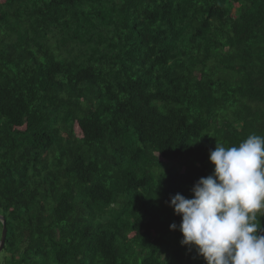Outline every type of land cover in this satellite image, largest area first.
I'll use <instances>...</instances> for the list:
<instances>
[{"label":"trees","instance_id":"16d2710c","mask_svg":"<svg viewBox=\"0 0 264 264\" xmlns=\"http://www.w3.org/2000/svg\"><path fill=\"white\" fill-rule=\"evenodd\" d=\"M250 134L264 0H0L3 264H205L170 200Z\"/></svg>","mask_w":264,"mask_h":264},{"label":"clouds","instance_id":"9594fccd","mask_svg":"<svg viewBox=\"0 0 264 264\" xmlns=\"http://www.w3.org/2000/svg\"><path fill=\"white\" fill-rule=\"evenodd\" d=\"M209 163L213 172L195 183L191 199L170 200L181 218V246L205 264H264V136L250 134L232 147L215 143Z\"/></svg>","mask_w":264,"mask_h":264},{"label":"water","instance_id":"95a60500","mask_svg":"<svg viewBox=\"0 0 264 264\" xmlns=\"http://www.w3.org/2000/svg\"><path fill=\"white\" fill-rule=\"evenodd\" d=\"M0 222L2 224V232L0 235V253H1L3 246H4L5 236H6V229H5L4 220L1 216H0Z\"/></svg>","mask_w":264,"mask_h":264},{"label":"rangeland","instance_id":"374dc122","mask_svg":"<svg viewBox=\"0 0 264 264\" xmlns=\"http://www.w3.org/2000/svg\"><path fill=\"white\" fill-rule=\"evenodd\" d=\"M1 235V233H0ZM5 262V259H3V253L0 254V264H3Z\"/></svg>","mask_w":264,"mask_h":264}]
</instances>
